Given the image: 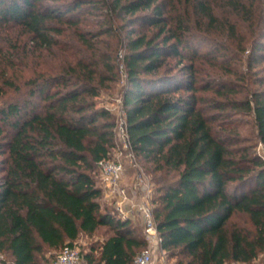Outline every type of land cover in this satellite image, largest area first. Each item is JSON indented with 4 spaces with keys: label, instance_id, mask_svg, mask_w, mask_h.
Segmentation results:
<instances>
[{
    "label": "trees",
    "instance_id": "obj_1",
    "mask_svg": "<svg viewBox=\"0 0 264 264\" xmlns=\"http://www.w3.org/2000/svg\"><path fill=\"white\" fill-rule=\"evenodd\" d=\"M97 9L122 20L143 13L156 32L127 31L117 65L81 31V16ZM3 27H18L57 64L28 80L25 98L0 104V264H40L43 253L98 230L104 236L81 253L83 264H132L145 247L129 218L101 204L96 179L99 162L111 160L115 121L95 99L119 72L134 155L175 175L152 198L161 250L182 257L176 264H251L264 254L263 162L237 146L218 113L252 116L264 145V0H0ZM64 27L80 48L61 47ZM169 59L188 61L183 80ZM234 59L246 72L231 69ZM198 60L242 79L238 92L223 81L201 87L222 97L209 108L218 114L207 115L196 96ZM246 76L254 88L242 84ZM235 215L248 226L230 224Z\"/></svg>",
    "mask_w": 264,
    "mask_h": 264
},
{
    "label": "rangeland",
    "instance_id": "obj_2",
    "mask_svg": "<svg viewBox=\"0 0 264 264\" xmlns=\"http://www.w3.org/2000/svg\"><path fill=\"white\" fill-rule=\"evenodd\" d=\"M142 16L143 13H139L138 15L127 17L122 20L110 17L109 14L107 15L104 11H100L98 9L90 10L86 11L83 16H81V31L85 34L87 39L92 40L93 47L96 48L99 53L111 54V56H113L112 62L118 65L120 64L124 52L121 40H124L127 31L137 30L145 32L147 35L156 32L155 27L150 28L148 25L141 22L143 19ZM127 20H130L128 26L119 30L120 26L125 24ZM65 28L66 27H64L63 35L55 36V38H57V40L61 43V47L66 48L69 46H76L80 48V43L69 38L71 29L69 30ZM111 28L112 31L106 34V32L111 30ZM104 30L105 33L99 38H91V34H100L101 32H104ZM197 49L201 53L207 52V49L200 47H197ZM53 51L56 55H59L57 49H54ZM75 56L78 58L77 54ZM169 60L171 69L173 70L172 74L181 76L183 80L185 78V71H183V68L185 66H189L188 61L184 60L180 62L178 59ZM232 62L233 67H231V69H239L242 72H246L244 64H239V60L235 61L234 59ZM56 64V59L48 57L45 52L42 53L41 48L33 46L29 41L28 36L18 27L0 28V84H3L2 82L5 79L7 80V84H4L5 86L3 88L4 97L0 99V104L15 98H25L28 90V80L38 75L41 76L42 69L49 66H56ZM239 65L240 67H238ZM195 67L200 70L198 73L199 81L197 83L200 89L196 93V96L205 102L204 105H201L204 106V110L206 111L205 113L207 115L222 113V115H220L221 122L226 124L228 127L231 126L237 131L238 139L241 141V143L237 146H251L252 151L260 157L264 167V145L259 143L256 139L253 117L236 111L216 113L214 110L209 109L210 104L213 100H222V97H218L211 89L201 90V87L203 88V86H206L207 84H210V86L214 88L219 82L223 81L231 83L234 90H237L238 92V86H241L240 82H242V79L240 80V78L231 73L227 74V72L221 70L219 66H213L204 61H195ZM258 72L260 75L264 76V64L260 67ZM245 79L246 81L242 84H246L245 86L247 88H254L251 76H246ZM124 84V74L119 72L115 81L108 82L106 87L100 90L99 97L95 99V102L97 108L102 107L108 109L114 118L115 147L111 151L110 156L112 160H120L123 165L124 172L122 185L126 189L128 197L135 205L140 203H149L153 208L152 198L155 196V188L157 187L158 182L159 184L171 182L174 180L175 175L173 173L168 176H164L162 175L163 173L154 172L152 163L144 162L135 155L134 160L131 161L126 157L125 152L121 150V147L117 143L116 128L120 114L124 111L121 101ZM180 94L181 93H177L176 95ZM239 96H241V94L237 93L234 98H238ZM33 102L39 103L40 100L36 97L33 99ZM96 179L99 181L98 185L102 187L99 172L97 173ZM160 179H162V181H160ZM101 204L103 206H107L109 209L113 207L117 212L114 203L111 200L103 197ZM127 217L130 219L131 225L137 228L140 232L141 238L145 241L143 223L137 210L135 208L130 210ZM230 224H234L239 227L248 226L245 216L241 215L233 216L230 220ZM102 236H104L103 231L98 230V232L92 236H80L75 244L79 246L81 253L84 254L85 252H88L91 246L97 247L99 244L98 241L102 239ZM146 248L149 249L147 243L145 244V247L137 253V255H139ZM59 251L60 250L47 251L43 253L38 258L39 263L55 264ZM150 251L152 253L151 264H176L179 259H182V257H172L169 253L162 251L160 246L157 245L150 247ZM79 264H83L82 260ZM251 264H264V254L259 255Z\"/></svg>",
    "mask_w": 264,
    "mask_h": 264
},
{
    "label": "built area",
    "instance_id": "obj_3",
    "mask_svg": "<svg viewBox=\"0 0 264 264\" xmlns=\"http://www.w3.org/2000/svg\"><path fill=\"white\" fill-rule=\"evenodd\" d=\"M122 72V66H120ZM117 143L121 150L125 152L126 157L134 160V153L128 137L125 112L122 111L116 128ZM98 172L103 186L105 196L114 203L121 219H126L127 214L134 208L139 213L144 227L145 242L148 248L137 255L132 264H151L152 253L150 247L160 246L157 226L154 220L152 206L149 203L133 204L127 195V191L122 185L123 165L120 160H103L98 164ZM81 261V250L79 246L65 245L56 257L55 264H79Z\"/></svg>",
    "mask_w": 264,
    "mask_h": 264
},
{
    "label": "crops",
    "instance_id": "obj_4",
    "mask_svg": "<svg viewBox=\"0 0 264 264\" xmlns=\"http://www.w3.org/2000/svg\"><path fill=\"white\" fill-rule=\"evenodd\" d=\"M104 198H105V199H108V198L105 196V193H104Z\"/></svg>",
    "mask_w": 264,
    "mask_h": 264
}]
</instances>
